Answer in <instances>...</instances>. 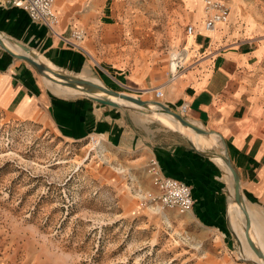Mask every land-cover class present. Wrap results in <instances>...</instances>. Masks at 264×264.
Returning <instances> with one entry per match:
<instances>
[{
    "label": "rangeland",
    "instance_id": "1",
    "mask_svg": "<svg viewBox=\"0 0 264 264\" xmlns=\"http://www.w3.org/2000/svg\"><path fill=\"white\" fill-rule=\"evenodd\" d=\"M231 1L230 17L243 13L242 30L251 27L252 41L264 37V0ZM112 2L108 0L109 5ZM180 3L190 13L195 8V0ZM180 3L113 2L116 9H122L121 24L136 14L152 24V38L147 36L154 41L156 60L163 63L166 57L169 65L172 53L182 49H166L164 32ZM30 23L23 15L2 17L0 32L39 52ZM4 56L0 49V60ZM99 65H92L90 77L67 73L81 69L77 67L61 70L124 94L158 101L142 90L149 89L146 85L121 81L111 68ZM169 75L167 70L165 78ZM39 78L47 93L52 86L70 94L85 93ZM53 96L59 102L77 104L74 109L83 119L87 113V130L79 139L68 138L66 127L55 126L54 121L49 125L42 119L12 120L0 112V264H263L251 255L233 225L237 239L230 228L214 232L192 213L179 214L150 200L157 193L147 173L152 157L149 137L152 131L178 130L128 104L133 108L80 95L73 99ZM71 114L60 109L63 124ZM226 239L228 245L223 242Z\"/></svg>",
    "mask_w": 264,
    "mask_h": 264
},
{
    "label": "crops",
    "instance_id": "2",
    "mask_svg": "<svg viewBox=\"0 0 264 264\" xmlns=\"http://www.w3.org/2000/svg\"><path fill=\"white\" fill-rule=\"evenodd\" d=\"M225 1L232 7L231 0ZM113 2L111 6L108 0H105V4L103 0L55 2L60 31L84 29L88 61L83 54L53 38L39 24H32L31 38L44 55L31 51L51 67L81 68L67 72L72 75L90 77L93 75L92 65L102 64L111 68L121 81L163 90L164 95L158 102L176 111L186 107L185 117L190 122L214 131L224 141L228 156L240 176L245 205L260 214L264 222V37L252 41L251 27L242 30L241 20L245 21L246 18L241 11L233 18L230 14L227 23L218 26L215 36L202 33L203 19L198 0H195L192 13L185 11L179 0L180 4L173 10L166 25L165 48L184 49L189 57L185 60L184 69L172 77L166 57L161 59L163 64L158 63L154 55V41L147 36L149 34L152 38V24L138 14L121 24L118 17L122 9H116ZM19 15L29 21L25 12L10 8L5 0H0L1 20L2 17L14 18ZM192 25L197 32L187 37L185 28ZM0 36L10 39L3 32H0ZM4 53L6 56L0 60V112H4L9 119H42L49 125L54 121L55 126L66 127L62 130L68 138L79 139L87 130V113L83 119L76 114L77 104L59 102L53 94L67 99L80 95L105 103L111 100L120 107H130L105 95L70 94L58 86L51 87L52 94L47 93L40 82V75L24 61ZM167 70L170 75L165 78ZM146 93L154 96L153 91ZM56 108H59L58 116H55ZM62 108L72 113L65 124L59 117ZM179 132L172 129L152 131L147 145L152 156L158 160L165 175L190 186L194 199L192 214L203 226L219 233L221 229L233 231L228 190L230 173L220 157L210 159L200 156ZM192 137L195 140L203 139L197 135ZM198 141L196 145L202 148ZM127 142L131 143V140ZM213 143L214 148L222 152L220 141ZM223 242L228 245L229 241L226 239Z\"/></svg>",
    "mask_w": 264,
    "mask_h": 264
},
{
    "label": "built area",
    "instance_id": "3",
    "mask_svg": "<svg viewBox=\"0 0 264 264\" xmlns=\"http://www.w3.org/2000/svg\"><path fill=\"white\" fill-rule=\"evenodd\" d=\"M200 2L203 19L200 32L210 34L217 30L219 25L227 23L231 12L229 2L225 0H200ZM5 4L10 8L25 12L32 24L43 26L53 38L62 42L67 48L88 55L84 48L86 36L84 29L71 28L68 31L58 29L59 16L54 6L55 0H5ZM196 32L197 29L193 25L185 28L187 37H191ZM184 51L182 49L172 53L174 56L171 59L175 62V73H172V77H176L179 71L185 67V60L182 56ZM151 90L158 101L164 95L160 88ZM186 109V107H182L178 111L185 117ZM147 173L152 178L157 193L153 197L150 196L151 201L158 202L162 208L174 209L179 214L193 212L194 199L190 186L182 180L165 175L154 156L148 162Z\"/></svg>",
    "mask_w": 264,
    "mask_h": 264
},
{
    "label": "water",
    "instance_id": "4",
    "mask_svg": "<svg viewBox=\"0 0 264 264\" xmlns=\"http://www.w3.org/2000/svg\"><path fill=\"white\" fill-rule=\"evenodd\" d=\"M8 42L12 46H16L19 48L20 52L13 50L10 48L6 42H4L0 38V49L4 52H6L10 57L16 60H22L26 64H28L35 73L40 76H44L46 79L50 80L54 84H60L62 86L76 89L81 92H85L87 94H104L107 98L109 97L118 99L121 101H126L127 103H130L134 105L135 107L139 109H134L138 111L141 114H165L169 115L173 118L174 121L179 122L186 131H190L193 133V135L201 136L203 139L195 140L192 136L188 134V132H179L182 134L190 143L192 149L197 152L200 156L205 158L213 159L214 157H220L229 171V173L232 176V191H233V202L236 203L240 208H242L243 214H244V237L245 242L248 244V247L252 250L254 255L258 260H261L264 264V254L260 250V248L256 245V243L253 242V240L250 237V229H251V221H250V215L248 213L247 208H245V197L240 189V176L237 174L233 163L231 161V158L228 156L226 145L224 141L222 140L223 144V152H219L214 148L213 140H211L212 135H217L214 131L210 132L203 127L194 124L190 122L186 117L180 114V112L171 107H168L167 105L163 104L162 102L158 101H149L141 99L140 97H135L130 94H123L119 91H115L111 88H107L106 86L98 85L92 81H86L83 79H79L76 77H72L71 75H68L64 73L63 71H52L47 66L36 58L34 53L30 50V48L26 47L22 43H18L16 41H13L12 39H8ZM100 101V100H99ZM105 103V102H104ZM111 104L113 106H118L115 102L108 100L107 104ZM131 108V107H129ZM221 140V139H220ZM196 141L199 142L200 145H202V148H199L196 145ZM229 226V221H228ZM232 235L237 239L236 234L231 231ZM254 264V263H253Z\"/></svg>",
    "mask_w": 264,
    "mask_h": 264
},
{
    "label": "bare ground",
    "instance_id": "5",
    "mask_svg": "<svg viewBox=\"0 0 264 264\" xmlns=\"http://www.w3.org/2000/svg\"><path fill=\"white\" fill-rule=\"evenodd\" d=\"M55 2H56V0H55ZM198 2L200 4V15H202V12H201V2H200V0H198ZM232 8H233V5H232ZM232 8H231V11H232ZM217 32H218V29L215 30L214 32H211L210 34L213 35V34H216ZM210 34H208V35H210ZM0 38L4 42H6V44L10 48H12L13 50H16V51L20 52L19 48L16 47V46H12L10 44V42L7 41V39H5L4 37H1V36H0ZM187 55H188L187 54V51L186 52L184 51V53L182 54V56H183L184 59L187 58ZM173 56L174 55L172 54V57ZM37 59H39L40 61H42L47 66V68H49L52 71H55V70L63 71V70H61V69H59L57 67H55V68L54 67H51L50 64H48L43 59H40L39 57ZM170 72L171 73H175V62L173 60L170 63ZM151 91H153V90H151V89L145 90V92H151ZM100 94H102V93H100ZM102 95H104V94H102ZM132 95L135 96V94H132ZM118 101H120L123 104H128V105L134 106V105H132L130 103H127L126 101L125 102L124 101H121V100H118ZM154 115L157 116L158 118H161L164 122H166L167 124L171 125L176 130H179L181 132H188V134L190 136H194L195 137V135H193L192 132L186 131L184 129V127L179 122L174 121L173 118H171L169 115H165V114H162V113H160V114H156L155 113ZM218 138L219 137L217 135H212L211 140H213V142L220 141V143L222 145V152H223L224 148H223L222 140H220V138L219 139ZM96 141H94V143H96ZM99 148L100 149L102 148V144L100 142H99ZM228 174H229V171H228ZM231 184H232V177H230V174H229L228 175V190L230 191V204H229V209L231 210L232 225L238 230V232L240 233L242 239L245 241L244 229H243V228H245V226H244V214H243L242 208H240L236 203L233 202V191H232ZM248 206H250V204ZM245 208H247L246 205H245ZM247 210H248V213L250 215V221H251V224H250L251 225V229H250L251 230V234H250V237L253 240V242L256 243V245L260 249L261 248L264 249V225H263L264 222H263L262 216L260 214H258L254 209L252 210L251 208H247ZM237 220H238V222H237ZM261 235H262V237H261ZM250 253H251V255H253L255 257V255H254V253L252 252L251 249H250Z\"/></svg>",
    "mask_w": 264,
    "mask_h": 264
}]
</instances>
